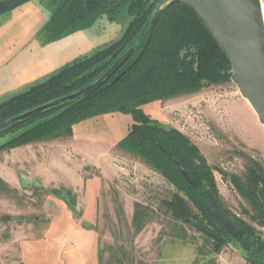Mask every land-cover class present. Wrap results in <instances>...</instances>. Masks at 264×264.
Wrapping results in <instances>:
<instances>
[{"label": "rangeland", "instance_id": "1", "mask_svg": "<svg viewBox=\"0 0 264 264\" xmlns=\"http://www.w3.org/2000/svg\"><path fill=\"white\" fill-rule=\"evenodd\" d=\"M61 3L34 0L0 16V103L120 40L131 20L125 11L111 20L107 14L92 17L87 10L60 31ZM34 31L41 50L28 45L21 51ZM158 102L143 110L199 149L212 170L223 208L254 227L264 242V227L247 216L251 207L231 180L245 177L250 160L264 168V148L252 144L264 143V131L247 115V101L232 78ZM133 123L130 113H105L77 123L72 134L57 133L18 151L1 152H7L4 169L26 179V192H21L26 257L8 250L14 237L22 236V228L19 219L3 214L0 264H252L253 255L248 258L236 243L214 251L215 242L198 224L212 232L215 228L194 205L201 222L186 224L166 213L163 203L175 194L188 198L143 159L119 147ZM42 171L51 176L49 192L36 176ZM56 199L63 202L61 212ZM136 206L145 212L137 219ZM48 214L58 215L54 224L44 222ZM44 239L50 243L44 244Z\"/></svg>", "mask_w": 264, "mask_h": 264}, {"label": "trees", "instance_id": "2", "mask_svg": "<svg viewBox=\"0 0 264 264\" xmlns=\"http://www.w3.org/2000/svg\"><path fill=\"white\" fill-rule=\"evenodd\" d=\"M164 1L62 0L58 11L62 23L60 31L71 25L76 16L82 17L87 10L92 17L107 14L111 20H117L119 13L125 11L131 20L120 40L89 57L77 59L44 81L1 102L0 123L87 88L127 50L135 48V51L102 86L1 132L0 153L36 143L57 133L72 134L74 126L89 117L113 112L130 113L134 123L126 141L119 147L143 159L188 198L186 200L181 194H175L163 203L166 213L186 224L194 220L201 222L202 213L215 228L216 237L212 239L216 253L227 242H233L245 250L248 258L251 254L264 259V242L254 227L227 212L246 232V236L237 241L202 205V202L209 203V189L216 197L218 191L212 170L199 149L184 142L175 131L166 129L143 110L147 104L230 81L233 75L229 59L197 14L182 2L167 3L159 10ZM166 151L172 152L195 178L196 188L188 183ZM231 180L251 207V211H246L247 216L264 227L263 166L250 160L245 177L232 176ZM193 205L200 214L193 210ZM139 208L136 206V219L137 214H145L141 210L138 212Z\"/></svg>", "mask_w": 264, "mask_h": 264}, {"label": "water", "instance_id": "3", "mask_svg": "<svg viewBox=\"0 0 264 264\" xmlns=\"http://www.w3.org/2000/svg\"><path fill=\"white\" fill-rule=\"evenodd\" d=\"M34 0H1L0 16ZM182 2L190 7L203 22L221 50L229 59L232 69V81L238 87L243 98L255 111L259 122L264 126V14L262 0H165L159 10L167 3ZM155 20H153L154 24ZM135 48H130L94 83L87 88L66 98L53 101L0 123V133L34 118L45 111L69 100L78 99L87 91L105 84L131 58ZM175 133L184 142L190 140L181 132ZM162 148L161 145H158ZM170 159L178 166L184 178L193 187L197 182L180 160L170 151H166ZM214 210H209L214 220L231 236L237 238L244 235L241 224L223 208L218 197L208 190ZM206 235H216L207 227L198 224ZM252 264H264V259L253 256Z\"/></svg>", "mask_w": 264, "mask_h": 264}, {"label": "crops", "instance_id": "4", "mask_svg": "<svg viewBox=\"0 0 264 264\" xmlns=\"http://www.w3.org/2000/svg\"><path fill=\"white\" fill-rule=\"evenodd\" d=\"M45 27H46V25H45ZM38 34L39 33L36 31L32 32V34H30V36L28 37V40H29L28 43L29 44H25L21 51H23L26 48V46H28V45L30 47H32L33 49H36V51L41 50V48H40L41 43H39L35 39V38H37ZM8 47H5V49L7 50ZM10 50H11V48L8 49L7 51H10ZM157 103H159V102H154L151 104L154 106ZM159 104H161V103H159ZM243 107L246 110L247 115L252 118L251 121L256 122V124L258 126H260L261 129H263V131H264V126L259 122V119H258L255 111L253 110V108L250 106V104L248 102H246V103L244 102ZM155 112H157L156 114H158V113L160 114L159 110L156 108H155ZM258 141L259 140H257V141L253 140L252 144L255 147L264 148V143H260ZM22 148H24V147L13 149V150L9 151L8 153L18 151L19 149H22ZM5 154H7V152L6 153H0V215H3V214L11 215L12 217H15L14 219H16V221H18L17 219H19L18 222L21 223V226H19L18 228H22V236H19L17 238L14 237L13 243L9 246L8 250L11 251L12 255H16V256L18 255V256L26 257V206H24L23 198H21L22 190H23V192H26V179L25 178H24L25 180L21 179L20 175H17L16 172L13 170L10 171V170L4 169L5 166L2 163L3 162L2 158ZM38 175L40 176L42 187H44L49 192L50 189L52 188L51 187L52 185L50 182L51 176L47 173V171H42L41 173L36 174V176H38ZM31 182H32V184L36 183L33 180ZM68 188L72 191L73 190L76 191L70 184H69ZM4 202H6V203H4ZM55 203H56L55 207H57V203H59L58 207H59L60 212H61L62 208H63V205H62L63 202L60 199L59 200L56 199ZM47 209H48V207H47ZM57 216L58 215L55 214L54 218H52L48 214L47 217L45 216L44 222L50 223V225L54 224ZM46 218L48 220H46ZM16 231L17 230L13 229L12 232L17 233ZM17 243L21 247H18ZM41 243L43 244V242H41ZM49 243L50 242H48V239L45 240V242H44V244H49ZM54 248H55V250H57L56 247H54ZM60 249L61 248H59L58 250L60 251ZM20 252H22V253H20ZM51 254L52 253L47 252L46 256H50Z\"/></svg>", "mask_w": 264, "mask_h": 264}, {"label": "flooded vegetation", "instance_id": "5", "mask_svg": "<svg viewBox=\"0 0 264 264\" xmlns=\"http://www.w3.org/2000/svg\"><path fill=\"white\" fill-rule=\"evenodd\" d=\"M209 200V203L208 204H206V203H204V202H202V205L208 210V212H209V210H214V207H213V205H212V202H211V200H210V198L208 199ZM209 214H210V212H209ZM211 215V214H210ZM212 217V216H211ZM213 218V217H212ZM214 219V218H213ZM243 229V228H242ZM244 230V229H243ZM214 233V232H213ZM215 234V233H214ZM216 235V234H215ZM246 236V232H245V230H244V235L241 237V236H239V237H237V238H234L233 236V238L235 239V240H237V241H239L240 239H243L244 237Z\"/></svg>", "mask_w": 264, "mask_h": 264}, {"label": "bare ground", "instance_id": "6", "mask_svg": "<svg viewBox=\"0 0 264 264\" xmlns=\"http://www.w3.org/2000/svg\"><path fill=\"white\" fill-rule=\"evenodd\" d=\"M262 6H263V14H264V4H263V2H262Z\"/></svg>", "mask_w": 264, "mask_h": 264}]
</instances>
